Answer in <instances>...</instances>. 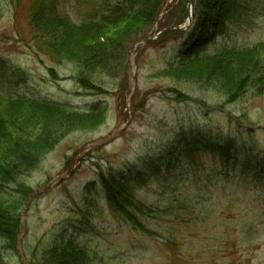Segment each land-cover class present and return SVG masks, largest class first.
<instances>
[{"label": "rangeland", "instance_id": "rangeland-1", "mask_svg": "<svg viewBox=\"0 0 264 264\" xmlns=\"http://www.w3.org/2000/svg\"><path fill=\"white\" fill-rule=\"evenodd\" d=\"M59 1L60 10L78 22L71 0ZM159 2H140L139 16L103 35L59 33V65L39 49L30 0H0V89L34 102L21 112L26 121L42 124L31 132L41 144L37 151L46 149L10 199L0 264H21L13 235L27 194L66 172L85 144L111 132L120 107L125 122L131 112L121 137L84 156L69 180L30 205L24 258L54 264L55 250L71 239L87 254H80L79 264H264V95L250 90V78H244L255 69L251 58L236 59L240 71L229 76L220 57L230 55L225 47L264 42V0H248L245 17L229 24L223 0H194L188 30H168L137 54L136 95L125 109L126 49ZM185 14L181 2L162 26L183 23ZM106 38L115 46L108 58L89 60L96 47L108 50ZM78 59L86 76L76 75L70 60ZM41 102L55 109L38 107ZM9 109V115L20 111ZM110 185L131 189L159 210L147 217L149 234L110 210ZM184 192L193 200L179 198Z\"/></svg>", "mask_w": 264, "mask_h": 264}, {"label": "trees", "instance_id": "trees-1", "mask_svg": "<svg viewBox=\"0 0 264 264\" xmlns=\"http://www.w3.org/2000/svg\"><path fill=\"white\" fill-rule=\"evenodd\" d=\"M30 2L29 14L32 19V26L36 31L41 32L35 33L40 40L39 49L52 59L55 57L54 60H56V62L58 61L57 63L59 65H62V62L59 61L60 58H57L58 55L61 56V49L59 50L61 41L58 40L57 37L59 33H64V36H67L81 34L83 32H88L87 34H89L92 31L94 33L101 32L100 34L103 35L107 29H117L126 23H130L135 17L139 16V12L141 11L140 8H135L141 5L140 2L143 6L146 5L148 0H71L74 6V14L77 20H79L78 22L73 21L66 12L60 10L59 0H30ZM223 2V7L227 10L223 19L224 23L228 22V24L234 21L241 22V18L245 17L243 14L246 12L245 10L249 8L248 5L250 4L248 0H223ZM166 3L167 0H160L154 9L155 14L149 25L141 32L137 39L132 41L127 47L123 64L124 70L129 48L152 28L160 9ZM197 29L198 28H196V30ZM189 33L190 32L187 31L184 35ZM161 37L158 40H160ZM107 41L109 43L108 50L103 46H98L95 48L94 52L89 53L90 56L88 59L93 60L99 58L104 62L106 58H108V51L111 53V50L115 47L108 39ZM224 49L229 50L228 53L230 55L225 54V56L220 55V57H224L223 64L227 68L229 76L240 71L242 65H237L236 59L244 57L252 59L255 69H251L252 74L249 77L244 76V78H250L248 82L250 90H254L259 95H261V93L264 95V42H258L252 47L245 49L236 50L227 47ZM70 61L78 68L77 77L81 73L83 76H86V73L83 72L86 68H83L82 62L79 59L77 61ZM101 68L99 70H101ZM81 79L82 78H80V80ZM215 80L217 81V79ZM216 81L213 82V86H218L220 83ZM204 82L206 83V81ZM121 88H124L123 83L121 84ZM30 104H34V102L32 103V100L26 97H20V95H7L0 89V236L6 230L7 220L11 214L9 206L11 205L10 199L13 197V193L23 185L21 180L28 177L37 167L39 163L38 158L46 150L44 147L37 151L41 144H38L35 139L36 134L31 132L33 129L38 130L42 124L38 121H31L30 119V121H26L25 118L28 116L27 113L21 112L24 105L29 106ZM37 104L38 107L55 109L49 102ZM17 107L20 111L16 109ZM9 108H15L18 112L14 115H9L8 113L13 110ZM25 108L27 109L28 107ZM56 133L58 132H55L53 139H47L46 142L48 144H53V141L56 140ZM187 147L189 146L187 145ZM110 188L115 192L113 193L114 195L112 194L109 198L110 210L119 216L121 220L130 224L134 230L144 235L149 234L147 228L149 218L147 219V217L152 216L155 211L157 212L159 210L147 206L136 197L131 189L126 187H114L113 185H110ZM29 195L30 193L25 197L20 211ZM5 196L7 197L4 199ZM179 196V198L184 197L193 200L192 197L187 193L185 194V192ZM174 204V200L169 201L167 208H170ZM16 220V230L13 235L14 247L19 230V213ZM64 244L65 247L62 246L60 249L55 250L58 254L53 259L54 264H70L72 260L75 261L74 264H79L82 262L80 254L83 253L87 255L74 240L69 239Z\"/></svg>", "mask_w": 264, "mask_h": 264}, {"label": "water", "instance_id": "water-1", "mask_svg": "<svg viewBox=\"0 0 264 264\" xmlns=\"http://www.w3.org/2000/svg\"><path fill=\"white\" fill-rule=\"evenodd\" d=\"M129 64L133 65V62H132V57L129 61ZM121 133V127L118 126L112 133H110L109 135H107L106 137H103V138H100L98 140H96L95 142L91 143L89 146L92 147V149L94 148H97L98 146H102L108 142H110L111 140L115 139L117 137L118 134ZM91 149V150H92ZM78 166V165H77ZM75 166V167H77ZM72 170L73 169H70V171L68 173H66L65 175H61L60 177L56 178L52 183H50L49 185L47 186H44L42 187L41 189H39L38 191H36L31 197L29 200H31L32 198H34L35 196H37L40 192L44 191V190H47L49 188H51L54 184H57L59 183L60 181L62 180H65L68 178V176H70V174L72 173ZM30 203V201H29ZM29 203H27V205L25 206L24 208V211H23V214H22V217L24 218L25 216V212L27 210V208L29 207ZM24 229V219L22 221V224H21V227H20V230L21 232L23 231ZM18 243L20 244V240L18 241ZM19 251V250H18ZM20 252V251H19ZM23 261V260H22ZM24 262V261H23ZM25 263V262H24Z\"/></svg>", "mask_w": 264, "mask_h": 264}, {"label": "bare ground", "instance_id": "bare-ground-1", "mask_svg": "<svg viewBox=\"0 0 264 264\" xmlns=\"http://www.w3.org/2000/svg\"><path fill=\"white\" fill-rule=\"evenodd\" d=\"M19 260L21 261V264H30V263L26 260V258H25V260H23L25 263H24L21 259H19Z\"/></svg>", "mask_w": 264, "mask_h": 264}]
</instances>
